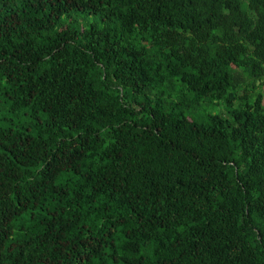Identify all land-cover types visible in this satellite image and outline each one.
Here are the masks:
<instances>
[{"label":"trees","instance_id":"trees-1","mask_svg":"<svg viewBox=\"0 0 264 264\" xmlns=\"http://www.w3.org/2000/svg\"><path fill=\"white\" fill-rule=\"evenodd\" d=\"M0 264H264V0H0Z\"/></svg>","mask_w":264,"mask_h":264},{"label":"rangeland","instance_id":"rangeland-1","mask_svg":"<svg viewBox=\"0 0 264 264\" xmlns=\"http://www.w3.org/2000/svg\"><path fill=\"white\" fill-rule=\"evenodd\" d=\"M200 112H217L221 115H226V108L224 107L223 103H219L218 106H215L214 104L205 103L203 106V110L201 109Z\"/></svg>","mask_w":264,"mask_h":264}]
</instances>
